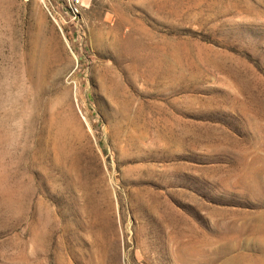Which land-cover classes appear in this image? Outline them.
Returning a JSON list of instances; mask_svg holds the SVG:
<instances>
[{"label":"rangeland","instance_id":"374dc122","mask_svg":"<svg viewBox=\"0 0 264 264\" xmlns=\"http://www.w3.org/2000/svg\"><path fill=\"white\" fill-rule=\"evenodd\" d=\"M0 264H264V0H0Z\"/></svg>","mask_w":264,"mask_h":264},{"label":"built area","instance_id":"2783aa9c","mask_svg":"<svg viewBox=\"0 0 264 264\" xmlns=\"http://www.w3.org/2000/svg\"><path fill=\"white\" fill-rule=\"evenodd\" d=\"M68 2H69V5L72 9L80 2V0H68Z\"/></svg>","mask_w":264,"mask_h":264}]
</instances>
